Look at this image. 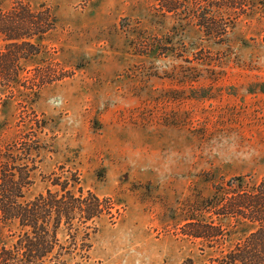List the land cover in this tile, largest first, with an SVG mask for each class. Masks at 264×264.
Masks as SVG:
<instances>
[{"label":"rangeland","instance_id":"374dc122","mask_svg":"<svg viewBox=\"0 0 264 264\" xmlns=\"http://www.w3.org/2000/svg\"><path fill=\"white\" fill-rule=\"evenodd\" d=\"M29 1L50 6L58 24L24 61L42 87L1 105L5 141L38 131L43 144L24 200L56 190L49 177L64 166L116 202L98 220L91 264L207 262L212 249L184 225L218 220L196 211L215 185L264 176V20L243 17L220 39L163 0ZM252 229L238 224L228 244ZM17 230L0 222V246Z\"/></svg>","mask_w":264,"mask_h":264},{"label":"trees","instance_id":"16d2710c","mask_svg":"<svg viewBox=\"0 0 264 264\" xmlns=\"http://www.w3.org/2000/svg\"><path fill=\"white\" fill-rule=\"evenodd\" d=\"M163 1L165 11L183 8L207 35L220 39L243 17L264 20V0ZM57 24V16L46 4L34 8L29 0H0V37L4 41L0 50V113L3 101L14 96L18 88L38 92L44 84L41 79L24 75V61L43 52L44 41ZM32 112L38 118L33 108ZM6 125L0 118V131ZM45 126L46 121L38 118L40 131ZM41 148L38 131H23L14 141L0 136V222L16 223L18 227L13 241L0 246V264H91L98 220L111 213L116 202L85 189L78 172L64 166L49 177L56 190L48 188L24 200L38 168ZM214 189L215 194L196 211L210 212L218 220H234V224L202 214L193 215L184 225V235L201 239L213 251L203 264H264V176L232 177ZM240 223L253 229L228 244ZM181 264L196 262L188 258Z\"/></svg>","mask_w":264,"mask_h":264}]
</instances>
